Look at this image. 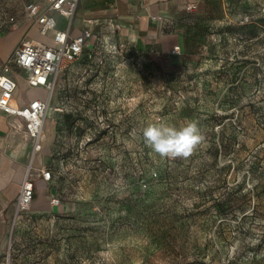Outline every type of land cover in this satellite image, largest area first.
Returning <instances> with one entry per match:
<instances>
[{
	"label": "rangeland",
	"instance_id": "1",
	"mask_svg": "<svg viewBox=\"0 0 264 264\" xmlns=\"http://www.w3.org/2000/svg\"><path fill=\"white\" fill-rule=\"evenodd\" d=\"M28 1L0 0V15L24 18ZM201 11L182 64L123 39V55L105 63L109 75L99 57L64 69L80 71L68 76L72 89L111 86L97 122L48 119L45 150L17 148L37 184L33 218L13 234L23 264H264V0H205ZM20 86L23 101L45 95ZM189 122L203 140L187 159L161 158L143 143L148 124ZM46 166L54 178L43 182ZM9 224L0 220V254Z\"/></svg>",
	"mask_w": 264,
	"mask_h": 264
},
{
	"label": "built area",
	"instance_id": "2",
	"mask_svg": "<svg viewBox=\"0 0 264 264\" xmlns=\"http://www.w3.org/2000/svg\"><path fill=\"white\" fill-rule=\"evenodd\" d=\"M79 3L80 0H51L48 3L28 1L25 5V14L40 25L42 35L53 32V43L22 41L0 70V109L24 119L25 130L33 139V156L44 149L43 133L48 119L64 121L71 115L69 113H72L74 120L81 117L95 120L98 115H94L93 111L97 110L102 95L111 86L108 80H105L106 83L103 85L96 82L94 85L90 84L88 89L77 82V86L72 89V85L68 83V76L80 74V71L71 68L64 71L67 65L85 58L99 57L100 73L109 75L110 70L104 68L105 63L110 57L123 55L127 49V43L120 36L122 24L114 17H105L101 21L94 17H85L82 32L75 34L74 21ZM198 7L197 3H188L187 10L195 12ZM54 12L66 17L67 24L64 28L58 27ZM153 19L162 23L164 17L154 15ZM18 21L15 12H3L0 15V33L17 27ZM173 53L182 54L181 45H176ZM16 68L27 72V81L31 87H44L47 91L46 96L32 98L22 106L13 105L12 99L19 87V82L12 76ZM86 71L87 69L83 70L84 73ZM57 87L58 94L54 101ZM31 168L32 165L25 173L15 203L11 236L2 258L3 264H23L18 254L19 249L14 244L13 234L23 218H33L29 209L34 202L37 188ZM41 176L44 181H51L54 178V171L46 166L42 169ZM51 204L59 207L63 202L60 197L53 196Z\"/></svg>",
	"mask_w": 264,
	"mask_h": 264
},
{
	"label": "crops",
	"instance_id": "3",
	"mask_svg": "<svg viewBox=\"0 0 264 264\" xmlns=\"http://www.w3.org/2000/svg\"><path fill=\"white\" fill-rule=\"evenodd\" d=\"M192 2L199 5L198 10L195 11L196 13L187 10L188 3ZM204 4L205 0H80L78 10L82 6L80 11L82 13L81 23L83 27L85 17H94L99 21L105 17H114L122 24L120 32L122 39L152 45L155 52L167 55L173 64L178 65L184 61L183 53L187 50L189 38L198 32V26L200 27L199 18L203 13L201 9H204ZM55 14L60 13L54 12V16ZM154 15H162L164 17L163 22L159 23V21L153 19ZM25 17L18 16L17 27L6 33H0V40L5 39L12 32H17L18 34H16V41L9 52L4 49V45L7 42L0 41V67L7 62L10 55L24 40L47 44L53 43V32L49 35H42L40 25L28 16ZM63 18L65 23L61 26L58 23V27L60 28H64L67 24L66 17L63 16ZM176 45H181L182 54L173 53ZM16 69V71H13L12 76L19 82V87L12 99L13 105L22 106L32 98H44L46 96L47 91L44 87H31L27 81V72L19 68ZM24 73L26 74L25 79L21 77ZM23 80L33 90L40 89L44 91L45 95H32L27 101L21 100L19 93L21 89L20 84H24ZM20 130H23L24 136L27 138V142H22L21 144H19ZM23 143L27 151L30 150L33 155V139L25 130L24 119L20 116L8 114L0 109V220L6 226L9 222L12 223L13 221L14 206L26 173L25 161L17 157L20 152L17 148L23 149ZM43 182L48 181L43 180ZM1 239H3V236L0 237ZM5 248L4 250H6ZM5 252L3 251V253ZM3 253L0 254V257ZM0 264H3L2 260Z\"/></svg>",
	"mask_w": 264,
	"mask_h": 264
},
{
	"label": "clouds",
	"instance_id": "4",
	"mask_svg": "<svg viewBox=\"0 0 264 264\" xmlns=\"http://www.w3.org/2000/svg\"><path fill=\"white\" fill-rule=\"evenodd\" d=\"M143 143L161 158L190 157L203 136L195 122L176 128L164 123H151L142 130Z\"/></svg>",
	"mask_w": 264,
	"mask_h": 264
},
{
	"label": "bare ground",
	"instance_id": "5",
	"mask_svg": "<svg viewBox=\"0 0 264 264\" xmlns=\"http://www.w3.org/2000/svg\"><path fill=\"white\" fill-rule=\"evenodd\" d=\"M16 34H17V32H12L9 36H7V37H5V39H2V40H0V41H6L7 43L4 45V49L7 51V52H9L11 49H12V47L14 46V42L16 41V38H17V36H16ZM18 35V34H17ZM13 38V40H12V42H10V39H12ZM1 42V43H2ZM1 51V50H0ZM3 52V51H2ZM38 90H40V89H38ZM44 92V91H43ZM28 169H29V166H26V168H25V172H27L28 171ZM24 172V173H25ZM35 203V202H34Z\"/></svg>",
	"mask_w": 264,
	"mask_h": 264
},
{
	"label": "flooded vegetation",
	"instance_id": "6",
	"mask_svg": "<svg viewBox=\"0 0 264 264\" xmlns=\"http://www.w3.org/2000/svg\"><path fill=\"white\" fill-rule=\"evenodd\" d=\"M82 119L84 118V119H86L85 117H81ZM80 119H78V121H79ZM86 120H88V119H86ZM90 122H97V120H92V121H90Z\"/></svg>",
	"mask_w": 264,
	"mask_h": 264
}]
</instances>
